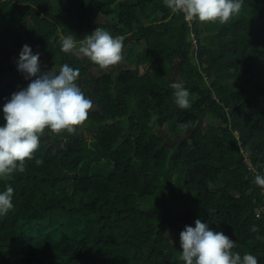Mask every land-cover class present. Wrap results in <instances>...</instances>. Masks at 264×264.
Wrapping results in <instances>:
<instances>
[{"label": "trees", "instance_id": "obj_1", "mask_svg": "<svg viewBox=\"0 0 264 264\" xmlns=\"http://www.w3.org/2000/svg\"><path fill=\"white\" fill-rule=\"evenodd\" d=\"M97 24L125 35L132 65L123 49L106 70L61 51L64 37L79 45ZM24 45L41 73L79 69L93 107L74 134L45 129L25 171L0 178V192L14 189L0 264H184L180 233L197 219L264 264L253 182L264 176V0H244L227 24L191 25L163 0H0V126L12 94L35 79L17 67ZM159 130L187 137L167 144Z\"/></svg>", "mask_w": 264, "mask_h": 264}, {"label": "clouds", "instance_id": "obj_2", "mask_svg": "<svg viewBox=\"0 0 264 264\" xmlns=\"http://www.w3.org/2000/svg\"><path fill=\"white\" fill-rule=\"evenodd\" d=\"M173 14H183L185 22L191 25L219 22L227 24L238 16L244 0H163ZM123 36L113 37L108 31L97 28L77 44L66 36L61 41V51L73 53L90 60L100 69L106 70L122 60ZM40 54H33L28 45H24L17 61L18 70L25 79L32 82L26 89L12 94L10 101L3 107L6 124L0 126V178L10 179L14 173H23L26 161L32 160L40 145V137L45 129L59 135L63 132L74 134L88 118L93 103L86 98L76 81L79 69L68 64L61 66L59 73L53 71L41 73ZM175 103L181 109L189 108V92L180 83H172ZM187 127V125H184ZM43 161L37 159L36 164ZM257 186L264 188V176L255 175ZM14 189L5 184L0 192V215H7L13 208ZM253 233L259 229L254 225ZM256 239H264L260 235ZM234 241L223 232L211 230L200 219L195 227L185 226L180 233L179 259L184 264H258L255 256L233 252Z\"/></svg>", "mask_w": 264, "mask_h": 264}, {"label": "rangeland", "instance_id": "obj_3", "mask_svg": "<svg viewBox=\"0 0 264 264\" xmlns=\"http://www.w3.org/2000/svg\"><path fill=\"white\" fill-rule=\"evenodd\" d=\"M94 21V20H93ZM98 22H100V23H104L105 22V20L104 19H98ZM97 28H99V25L97 24L96 25V29ZM120 35H122V36H125V35H123V33L121 32L120 33ZM132 41V43H134V38L131 40ZM128 47V45H125V47H124V49H123V57H124V60L127 62V63H129V64H131V63H133L134 61H135V58H129V54H130V51H129V48H127ZM130 48L132 49V50H134V53L136 54V53H138V52H141L142 50H143V48H144V45L143 44H134V45H130ZM132 65V64H131ZM142 72H144V71H142ZM202 126H204V123H202ZM159 132L161 133V136L165 139V142L167 143V144H171L172 142H174V143H180V142H182L183 141V139L185 138V137H187V134H184V135H182V136H178V135H176V136H174L173 138H171V136L170 135H168L167 134V132L166 131H164V130H159ZM88 139H89V141L91 140V137L90 136H88ZM177 191H178V189H177ZM191 211L192 212H195L196 214H198L199 212H201V211H199L195 206H192V208H191ZM203 212V211H202Z\"/></svg>", "mask_w": 264, "mask_h": 264}, {"label": "built area", "instance_id": "obj_4", "mask_svg": "<svg viewBox=\"0 0 264 264\" xmlns=\"http://www.w3.org/2000/svg\"><path fill=\"white\" fill-rule=\"evenodd\" d=\"M246 163L251 166L252 171H254V173H257V169L254 166H252V164L250 163V161H246ZM260 191L262 193V197H261L262 198V201H261V204L258 207L256 206L254 208V212H255V214H256V216L258 218H261L262 216H264V188H261L260 187Z\"/></svg>", "mask_w": 264, "mask_h": 264}, {"label": "water", "instance_id": "obj_5", "mask_svg": "<svg viewBox=\"0 0 264 264\" xmlns=\"http://www.w3.org/2000/svg\"><path fill=\"white\" fill-rule=\"evenodd\" d=\"M132 39H133V36L130 37V40H132Z\"/></svg>", "mask_w": 264, "mask_h": 264}]
</instances>
